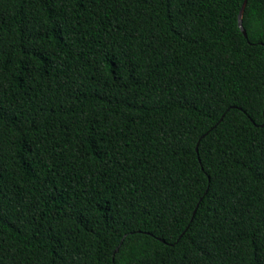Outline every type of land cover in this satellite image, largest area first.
<instances>
[{
  "label": "trees",
  "instance_id": "16d2710c",
  "mask_svg": "<svg viewBox=\"0 0 264 264\" xmlns=\"http://www.w3.org/2000/svg\"><path fill=\"white\" fill-rule=\"evenodd\" d=\"M0 0V264H264V0Z\"/></svg>",
  "mask_w": 264,
  "mask_h": 264
},
{
  "label": "water",
  "instance_id": "95a60500",
  "mask_svg": "<svg viewBox=\"0 0 264 264\" xmlns=\"http://www.w3.org/2000/svg\"><path fill=\"white\" fill-rule=\"evenodd\" d=\"M245 5H246V0L243 2V6H242V8H241V10L239 12L238 24H239L240 28L242 29L243 33L245 35H247V32H246V30H245V28L243 26V13H244Z\"/></svg>",
  "mask_w": 264,
  "mask_h": 264
}]
</instances>
